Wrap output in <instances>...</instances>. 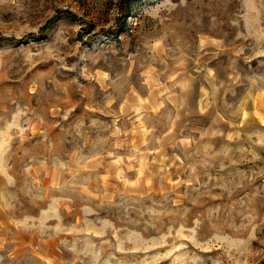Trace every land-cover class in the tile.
Returning a JSON list of instances; mask_svg holds the SVG:
<instances>
[{"label":"rangeland","instance_id":"obj_1","mask_svg":"<svg viewBox=\"0 0 264 264\" xmlns=\"http://www.w3.org/2000/svg\"><path fill=\"white\" fill-rule=\"evenodd\" d=\"M0 264H264V0H0Z\"/></svg>","mask_w":264,"mask_h":264},{"label":"trees","instance_id":"obj_2","mask_svg":"<svg viewBox=\"0 0 264 264\" xmlns=\"http://www.w3.org/2000/svg\"><path fill=\"white\" fill-rule=\"evenodd\" d=\"M72 15V14H70ZM26 38V36L22 37L21 39H19L20 41H23Z\"/></svg>","mask_w":264,"mask_h":264}]
</instances>
